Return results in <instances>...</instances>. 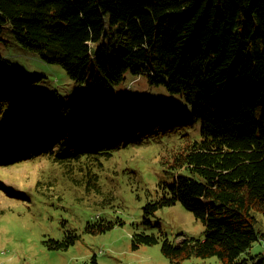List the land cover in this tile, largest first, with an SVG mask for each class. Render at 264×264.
<instances>
[{"label":"trees","instance_id":"16d2710c","mask_svg":"<svg viewBox=\"0 0 264 264\" xmlns=\"http://www.w3.org/2000/svg\"><path fill=\"white\" fill-rule=\"evenodd\" d=\"M6 23L23 48L85 91L47 92L45 74L25 78L2 60L0 168L48 157L106 205L116 197L110 163L150 146L171 182L149 192L135 247L161 242L172 264L213 256L264 264V253L251 251L264 242L256 215L264 214V0H0V32ZM128 74L164 85L172 98L108 101L103 94ZM177 202L202 220L201 236L178 243L150 221ZM117 222L99 214L86 230ZM75 227L48 247L75 243Z\"/></svg>","mask_w":264,"mask_h":264},{"label":"rangeland","instance_id":"374dc122","mask_svg":"<svg viewBox=\"0 0 264 264\" xmlns=\"http://www.w3.org/2000/svg\"><path fill=\"white\" fill-rule=\"evenodd\" d=\"M4 59L25 78L45 74L39 85L47 92L69 97L85 91V86L70 79L60 65L47 63L37 52L23 48L8 23L0 32V66ZM113 94L121 104L142 96L146 101L160 103L172 98L164 85L152 86L145 77L131 74L103 95L109 100ZM263 101L264 97L260 113ZM48 159L0 168V264H90L94 257L98 264H172L163 254L161 242L135 247L132 239L137 225L143 224V206L150 198L149 192L163 181L171 182L160 156L150 146L121 152L117 162L110 163L115 170L116 179L111 185L116 197L106 205L102 198L85 194V189L74 182L72 169ZM99 214L118 222L105 232H88L86 221ZM256 215L257 226L264 233V214ZM150 221L167 230L171 240L177 237L178 243L187 236H201L205 228L202 220L180 202L160 208ZM73 225L80 233L75 243L60 249L48 247L50 239L61 240ZM251 251L264 253V242H255ZM184 264L221 261L216 256L196 257Z\"/></svg>","mask_w":264,"mask_h":264},{"label":"bare ground","instance_id":"6f19581e","mask_svg":"<svg viewBox=\"0 0 264 264\" xmlns=\"http://www.w3.org/2000/svg\"><path fill=\"white\" fill-rule=\"evenodd\" d=\"M108 101H113V102H116L117 104H121L119 101H118V97L117 98H112V99H109ZM111 134V133H110ZM117 137V135L115 136H112V140H114L115 138ZM110 139V136H107V137H102L101 140L103 142H107L109 141ZM193 213V212H192ZM194 214V213H193Z\"/></svg>","mask_w":264,"mask_h":264}]
</instances>
